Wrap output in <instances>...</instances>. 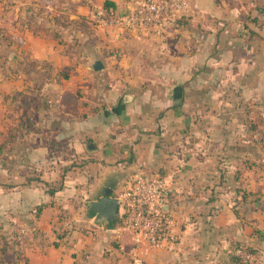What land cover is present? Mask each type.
I'll list each match as a JSON object with an SVG mask.
<instances>
[{"label":"crops","instance_id":"crops-1","mask_svg":"<svg viewBox=\"0 0 264 264\" xmlns=\"http://www.w3.org/2000/svg\"><path fill=\"white\" fill-rule=\"evenodd\" d=\"M10 1L14 15L40 7L51 21L27 38L32 55L14 56L13 80L5 72L0 79L3 123L13 110V123L34 128L15 151L41 180L59 182L53 195L15 182L13 205L40 206L33 219L51 242L55 213L70 198L89 215L85 231L58 247L23 249L28 264H131L127 238L95 223L88 204L106 192L118 198L137 170L174 178L170 208L181 231L173 250L144 251V264H241L231 256L235 246L264 257V0H183L184 22L162 38L117 35L89 20L106 2L122 14L143 0ZM52 16L66 20L59 26L70 48L48 74L38 63L51 64L62 46L50 33ZM9 17L1 23L13 26ZM40 38L49 39L45 50ZM26 60L36 63L28 83L19 76ZM0 173L11 181L5 164Z\"/></svg>","mask_w":264,"mask_h":264},{"label":"rangeland","instance_id":"rangeland-1","mask_svg":"<svg viewBox=\"0 0 264 264\" xmlns=\"http://www.w3.org/2000/svg\"><path fill=\"white\" fill-rule=\"evenodd\" d=\"M42 3L41 1H36ZM14 8L15 6L11 4L10 0H6L5 3L0 1V20L2 18H8L11 14L10 21L16 22L12 23L13 26L9 24L3 25L0 21V79L3 77V74L5 72L6 76H9L8 73H10V79L13 80V72H14V56L20 55L25 56L27 58L28 56L32 55L30 44L27 41V38L29 39L30 36L37 35L36 32L40 31L41 29H44L45 26H42L41 24L46 25L48 21H51L49 18V15H45L44 12L42 14V8L36 7L32 10H27L24 7L20 9L14 15ZM31 9V7H29ZM19 9V8H18ZM42 10V11H41ZM19 18V19H18ZM54 20H56L55 23L56 26H50L49 30H53L50 32L53 35V40H55L56 45H62L63 39L61 35L62 28L64 24H66V20L59 17L52 16ZM17 19V20H16ZM16 20V21H15ZM19 20V21H18ZM40 25V26H39ZM61 25V26H59ZM180 26V25H179ZM41 39V47H45L43 50H45L48 44V40L40 38ZM68 48V49H67ZM70 47H65V45H62L60 47L55 46L53 48L54 58L55 61H52V63H38V66L41 64L42 69L46 70L48 74H55L56 71L59 70V56H65L68 54ZM72 53H75L72 51ZM59 54V56H58ZM40 62V61H38ZM23 64V62L21 63ZM36 63L29 62L26 60V63L23 67L22 75L19 74L21 77V81L23 79L26 80L28 83L29 81L26 79L27 75L30 76L31 67H35ZM44 67V68H43ZM31 71V72H30ZM60 73V72H59ZM25 75L26 77H24ZM1 94V90H0ZM14 98V97H12ZM12 103V102H11ZM3 102L0 98V165L2 166L5 164L6 169H9L11 177V181L9 183H4L3 179L4 176H1L0 173V206H4V208H0V213L2 211H5V221H0V263L1 264H28L29 259L25 256V253H22L23 249H34L35 247L44 248L46 245L50 244L51 242L47 237H45V233H42L39 231V229L36 226L35 217L37 213H39V210L41 209L40 206H33L30 210V208L24 209L21 212L16 211V207H14V183L18 182V184H23V186L29 187L33 186L36 187L39 190L47 191V192H53L55 191L54 188H57L59 186V182L57 181L56 177H52L55 179V181H51L49 183H46L45 181L40 179V175L36 172L31 171V166L29 165V162L22 159L21 150H16V147H20L21 138L25 135L29 138L31 134H35L34 128H29L27 126L25 129H20L18 126H20V123H13L11 118H13V110L6 111V120L3 123ZM9 115H8V113ZM10 121V123H8ZM20 122V120H19ZM8 123V126H5L4 124ZM10 124V125H9ZM19 124V125H18ZM255 127H250L249 130H254ZM34 136V135H33ZM24 144L27 146V144L24 142ZM77 166H79L78 163L74 162ZM73 164V166H74ZM23 166V167H22ZM23 169V172L20 171V169ZM17 170L18 173L15 174V176L19 175V180L15 181L13 176V171ZM56 175L60 174V169L54 170ZM26 173V175H22V173ZM34 174L33 177H28L29 175ZM8 176V174H7ZM24 178V181H21ZM51 178V177H50ZM128 182V179H127ZM17 184V183H16ZM4 187V188H3ZM52 189H51V188ZM12 189V190H11ZM20 189V188H19ZM28 189V188H27ZM18 192V191H17ZM28 200V198H27ZM54 202V201H53ZM79 199H69V201L65 204L67 208H63V206H59V209L56 211L55 214H57V219L52 224V231H55L57 234H63L64 238L69 237L70 232L75 231L76 233H82V231H85L84 229V223L81 222V220L85 218H89V215H87L85 208L81 206L82 203H79ZM55 203V202H54ZM57 205V204H56ZM83 205V204H82ZM42 206V205H41ZM56 208L58 206H55ZM80 210V211H79ZM82 210V211H81ZM173 215L174 212L171 209ZM20 214L22 221H15L14 217ZM31 214V215H30ZM175 216V215H174ZM75 218V219H74ZM107 226V225H104ZM70 238V237H69Z\"/></svg>","mask_w":264,"mask_h":264},{"label":"built area","instance_id":"built-area-1","mask_svg":"<svg viewBox=\"0 0 264 264\" xmlns=\"http://www.w3.org/2000/svg\"><path fill=\"white\" fill-rule=\"evenodd\" d=\"M186 9L183 0H143L139 8L128 13L95 8L89 20L97 28L116 31L117 35L141 31L162 38L181 24ZM179 172L180 168L175 173ZM173 194L174 178L160 173L137 170L125 184L117 198L118 223L114 231L117 237L127 238L131 264H144L146 250H173L180 243V226L170 208ZM231 256L241 264H264L262 253L241 246H235Z\"/></svg>","mask_w":264,"mask_h":264},{"label":"water","instance_id":"water-1","mask_svg":"<svg viewBox=\"0 0 264 264\" xmlns=\"http://www.w3.org/2000/svg\"><path fill=\"white\" fill-rule=\"evenodd\" d=\"M93 69L98 71L101 69V64L96 62ZM168 207H165V210ZM88 210L94 215L95 223L108 222L112 227H116L118 223V200L111 196L110 192H106L104 196L96 201L88 204Z\"/></svg>","mask_w":264,"mask_h":264},{"label":"trees","instance_id":"trees-1","mask_svg":"<svg viewBox=\"0 0 264 264\" xmlns=\"http://www.w3.org/2000/svg\"><path fill=\"white\" fill-rule=\"evenodd\" d=\"M113 6H111L109 3H105L103 5V9L107 12V13H110L111 10L113 9L112 8ZM184 21L181 22V24L183 23ZM180 24V25H181ZM45 32H47V30H45ZM54 192H49V194L53 195ZM40 211V210H39ZM53 234L55 235V241L51 242L49 245H52L54 246L55 248L59 246V243L64 239V235L63 234H57L55 231H53ZM241 247H245L247 248L248 250L250 251H253V252H260L259 250H256V249H252L250 247H247V246H241ZM261 253V252H260ZM1 262V261H0ZM238 262V261H237ZM239 263V262H238ZM1 264V263H0Z\"/></svg>","mask_w":264,"mask_h":264}]
</instances>
